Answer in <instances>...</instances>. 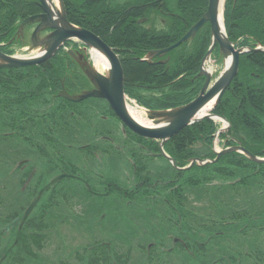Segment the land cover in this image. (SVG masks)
<instances>
[{"label":"flooded vegetation","instance_id":"obj_1","mask_svg":"<svg viewBox=\"0 0 264 264\" xmlns=\"http://www.w3.org/2000/svg\"><path fill=\"white\" fill-rule=\"evenodd\" d=\"M237 1H240L238 6L241 10L248 0H234V4ZM64 10L68 20L65 4ZM44 14L38 0H0V53L11 56L16 51L31 50L39 46L44 38L52 35L53 29L39 31V22H27ZM152 17L142 18L148 27L146 29L156 27L157 23L164 26L160 16L154 20ZM247 20L249 19H239L237 41L233 43L240 55L238 71L231 84L236 80L241 91L246 86L248 74L256 82L261 79L262 70L259 66L262 65L261 69L264 70V52L257 51L259 47H264V40L258 37V27ZM248 24L251 26L246 28L245 25ZM201 33L208 37L209 42L210 27L206 24L193 39L167 55L151 58L149 55L153 51H149L133 60L149 67H160L163 69L161 75L167 74L180 58L174 52L183 45L189 46L188 52H193L195 41ZM106 44L118 57L122 68L123 100H131L135 106H139L135 99L129 97L130 91L142 97H162L151 91L154 88L152 84L145 86L139 82H131L133 75L129 73L128 60L123 55L125 52L117 53V49L111 44ZM207 49L200 58L196 72L185 71L174 80L179 83L184 81L191 93L199 88L196 97L206 83L205 75L210 78L209 86L212 85L218 77H214L215 70L222 66L219 48L216 46L209 60L204 62L202 70ZM94 64L89 50L78 41L60 43L54 55L43 64L19 69L26 77H34L37 72L35 69L46 72L49 81L44 84V94H36L28 81L19 83L18 70H0V103L2 99L9 105H17L19 101L21 104L33 102L31 107H24L19 113L23 117V126H34L35 122H41L44 127L46 117H58L62 128L60 132L64 133V141L51 138L48 143L43 144L20 133L19 122L8 119L3 122L5 133H0V154L8 155L5 162L1 163L6 165V172L0 174V263L7 259L3 251L10 250L9 264H18L20 233L27 229V245L33 253L39 255L41 264H116V254L120 258L118 264H264V181L243 178L253 175L259 164L246 163L245 171H239L233 179L207 180L201 179L199 175L197 178L193 176V170L200 166L197 162H192L211 161L217 158V153L233 148H243L260 159L264 157L252 154L240 140H231L230 144L225 139L222 140V135L228 133L230 125L221 117L226 123L221 120L215 123L218 126L214 139L216 148L175 147L170 152L165 147L166 143L181 132L168 139L163 149L160 147V140H151L157 143L153 146L137 139L144 138L132 133L121 122L107 100L91 97L78 102L72 101L96 91L95 84L86 74L87 67L96 69ZM201 72L207 74L201 75ZM100 75L105 76L102 72ZM3 76L12 83H1ZM254 81L251 85H254ZM2 108L0 105V115ZM14 108L10 107V113ZM47 132L54 134L55 130ZM19 139L25 142L23 145L26 149L23 152H19ZM134 141L143 144H131ZM62 149L68 150L67 158L60 161L52 156L59 155ZM20 154L26 158L19 160ZM229 154L234 158L243 156L248 160L241 152L225 155ZM41 155L48 161L38 165ZM230 169L236 167L230 166ZM60 177L54 185V189L58 187L56 190L60 195L51 193L46 196L47 200H61L56 210L45 205L43 220L46 227L40 233L34 227H20L19 224L7 230L19 217L20 185L50 188L49 184ZM243 179L245 184L242 183ZM1 180H7L10 184L6 185ZM214 186L216 189L212 190ZM41 190L44 189H39L37 193ZM60 207L64 210L61 211ZM49 210L55 211V215H52L54 224L49 219ZM59 213L64 214L67 219ZM115 218L121 219V225L115 224ZM57 219H60L58 223ZM139 223H144L145 226H139ZM131 226L135 234L132 233L134 231H131ZM64 229L68 234L75 233V238L68 241L66 235L61 237ZM116 229L121 230L119 233L126 241L115 242ZM53 236L56 241L52 239ZM35 237L42 239L38 248L34 242ZM131 238L135 241H131ZM141 240H145L147 244L145 250ZM247 246L254 253H244L242 249ZM150 249H154L153 257H148L146 253ZM46 250L48 252L45 255ZM22 253L27 257L32 255L23 250Z\"/></svg>","mask_w":264,"mask_h":264},{"label":"trees","instance_id":"obj_2","mask_svg":"<svg viewBox=\"0 0 264 264\" xmlns=\"http://www.w3.org/2000/svg\"><path fill=\"white\" fill-rule=\"evenodd\" d=\"M67 12L68 20L81 28L91 31L96 36L103 39L106 43L111 44L112 47L117 49V53L123 54L124 58L128 60L127 65L130 68L129 73L133 75L131 82H139L145 84V86L152 84L151 90L156 95H162L161 98L155 97H142L136 95L133 91L129 92V97L136 100L139 106L144 107L151 111L169 110L179 106L186 105L195 99L198 89L191 93L187 88V84L184 81H174L185 71L194 70L196 72L199 65L200 58L205 53L208 47V37H205L202 33L198 35L193 52H188L189 46H182L174 53L179 55L177 64L175 67H171L169 73L161 75L163 69L160 67H149L145 63H140L133 58H141L143 54L158 49L167 48L176 43L186 31L194 25L198 19L203 15L206 10L208 0H130L132 4L127 6L116 5L111 7L108 5V0H63ZM175 4L173 10L168 7L170 4ZM137 3V4H136ZM160 4V5H159ZM240 1L234 4V0H227L224 6V22L227 36L231 43H235L237 40V29L240 18L249 19L248 23L255 24L258 27V37L264 40V0H248L245 2L241 10H239ZM243 9H245L243 11ZM173 11L174 17L170 18L167 23L161 25V31L158 32L154 27L146 29L137 24L138 19L153 16L156 18L160 16L164 20V16H168ZM243 11V12H242ZM162 13V15H161ZM249 28L251 25H245ZM123 51V52H122ZM173 53V54H174ZM128 55V56H127ZM262 65L259 66L261 71V79L254 81L247 75L246 86L241 91L234 80L227 92L217 106L212 110V114L224 118L228 121L230 129L227 134L222 135V140L225 139L228 144L231 140L241 141L242 145L247 150H250L252 154L264 157V70ZM161 69L160 71H158ZM34 77H26L34 83V90L37 94L42 92L44 94L46 89L44 84L49 81L47 73L39 69H35ZM250 69H248L249 71ZM158 71V72H156ZM25 72V71H24ZM17 81H27L24 79L25 75L21 70L17 71ZM1 83L4 85H10L12 81L3 76ZM28 80V81H30ZM254 85H251L253 83ZM16 82V80H15ZM256 83V84H255ZM257 85V87H256ZM42 89V90H41ZM41 90V91H40ZM20 98V97H19ZM20 103V101L18 102ZM21 104V103H20ZM0 105L2 109L14 107V103L8 104L2 99ZM11 111V109H10ZM58 117H54L50 121V126L46 130H54L52 127L58 125ZM0 128H2L0 126ZM4 129V128H2ZM218 131V126L211 120L205 119L197 124L185 128L176 137L166 143L165 147L174 151L175 147H197L203 146L208 149L213 148L215 136ZM5 133V132H4ZM9 133V132H8ZM52 134V133H51ZM63 134V133H62ZM51 138H55L54 134ZM140 139L141 141H147L150 145H157L155 141ZM131 144H143L140 141H134ZM233 155H225L221 157L216 165L196 167L193 171V175L197 178V175L201 179L213 180L221 179L225 180L233 179L237 177L239 171H245V164H251L249 160L241 156L240 158L231 157ZM48 160L41 155L38 160V165H43ZM236 167V169H230V166ZM257 170L253 175L244 176V179L257 178L264 181V165H256ZM242 183H246V181ZM21 188H23L21 190ZM58 187H43L39 185L35 186H23L19 187V199L27 198V202L24 206L19 208L17 216H22L25 209L29 205L31 198L37 193L39 189H44L43 196L45 205L48 203L50 209L59 208L60 199H46V196L53 193L60 195L56 190ZM44 207L39 205L32 216L25 223V227H34L35 231L40 233L43 227H46L43 217L45 213ZM38 214V215H37ZM33 216L36 217L33 219ZM121 219L116 218V223ZM135 234L134 228L131 226V231ZM27 229H24L20 233L19 239V262L18 264H41V259L37 253H33L27 245ZM36 247H40L42 239L35 237L34 240ZM22 250L27 253H32L27 257L22 253ZM145 250V249H144ZM154 249L146 251L148 257H153ZM3 254L7 256L5 262L0 264H9L11 251H3ZM146 254V256H147ZM120 258L116 254V264H118Z\"/></svg>","mask_w":264,"mask_h":264},{"label":"water","instance_id":"obj_3","mask_svg":"<svg viewBox=\"0 0 264 264\" xmlns=\"http://www.w3.org/2000/svg\"><path fill=\"white\" fill-rule=\"evenodd\" d=\"M38 1L45 14L40 17L31 18L27 20V22H39V31L48 28L53 29L54 32L52 33V35L44 38L43 41L39 43V46H35L32 49V52L36 51L34 55H29L26 57H11L0 53V70L20 69L40 65L54 55L60 43L66 42L68 40H77L85 46L86 50H90L91 54H98L101 57L105 58L108 61L109 65L107 68L103 67L105 70V76L100 75L91 67H87L86 74L95 84L96 91L87 93L81 98L72 99L73 102H78L81 99L83 100L91 97L103 98L107 100L113 108L116 116L131 132L144 139L155 141L160 140L161 149H163V145L168 139L176 136L184 128L201 122L204 119L221 120L222 122H225V120L218 118L213 114L202 115V112L208 106H214L220 101L238 71V60L240 52H237L235 50L234 45L229 42L225 32L223 19L224 0H209L207 11L204 16L182 37V39H180V41L165 50L152 52L149 55V57L154 58L157 56L168 54L170 51L176 49L183 43H186L190 39H193L197 32L205 24H209L211 31L210 46L203 60L202 70L204 68V62L209 60L216 46L219 47L220 57L223 59L224 65L222 73L210 86L209 76L205 75L207 73L204 74L203 72H201V75L206 76V83L199 96L191 103L167 111H145L147 120L150 122V125H142L135 119H133V117L130 115L123 100L122 68L117 56L112 52V50L104 42H102L100 38L96 37L89 31L71 25L67 21L62 0H57L59 10L55 9L56 11L53 9L54 5L52 1ZM35 36L36 35L34 34V38ZM257 51L264 52V47H259ZM227 60H230V63L228 65L226 64ZM231 152H241L251 162L264 165V159H260L251 155L243 148H233L226 150L220 154L217 153V158L213 161L201 162L199 160H194L192 162H197L198 166L213 164L220 158V156ZM60 179L61 177L58 179H54L49 184V186H54ZM41 195L42 191L36 195L34 200L31 202V204L23 214L22 218H17L16 220H14L7 227V230L18 223L20 227L23 226L32 211L39 203Z\"/></svg>","mask_w":264,"mask_h":264},{"label":"rangeland","instance_id":"obj_4","mask_svg":"<svg viewBox=\"0 0 264 264\" xmlns=\"http://www.w3.org/2000/svg\"><path fill=\"white\" fill-rule=\"evenodd\" d=\"M52 3H54V5L58 8L59 7V5H58V2H57V0H52ZM133 3V1H130V0H108V5L109 6H111V7H116V5H122V4H124L123 6H127L128 4H132ZM172 3V2H171ZM137 4V3H136ZM174 5L175 4H170L168 7H170L172 10H173V7H174ZM169 13H171L170 15H168L167 17L166 16H164L166 19L164 20L163 18H162V20L160 19L159 20V22H161V23H163V24H165V23H167L168 22V20L170 19V18H172V17H174V15H173V11H170ZM139 26H142V27H144V28H148V27H146L145 26V24L144 23H142V24H138ZM156 29H157V31L158 32H160L161 31V25L159 24V23H157L156 24V27H155ZM36 53V51H16V56H19V57H26V56H29V55H34ZM104 66H102V65H99V64H97L96 65V68L99 70V72H104L105 70H104V68H103ZM223 70V66H220V67H217V69L215 70V72H214V77H216V75L218 76L219 75V73L221 72ZM24 79H26L27 81L28 80H30V79H27L26 78V76L24 77ZM30 84H32V87H33V89H34V83H33V81L32 80H30V81H28ZM21 83H22V81H21ZM19 86H20V84H19ZM23 87H24V85H23ZM25 88V87H24ZM33 105V102H31V101H29V102H27V103H22V104H17V105H15L13 108H14V110L10 113V107H9V109H3V111H2V114L0 115V126L2 127V128H4L5 129V125L3 124V122H5L7 119L8 120H10V121H13V122H15V123H18L19 122V125H21V126H19V129H18V131L20 132V133H22L23 135H25V136H30V137H32L36 142H40V143H43V144H46V143H48V141L51 139V137L53 136V134H51L50 132H47L48 130H46V128L48 129V127L50 126V120L51 119H49V117H46L45 118V126L43 127V123H41V122H35V125L34 126H32V124L31 125H29L28 127L27 126H23V124L21 123V120H23V117L21 116V114H19L20 113V111L25 107V108H27V107H31ZM36 107H38V104H36ZM52 111V110H51ZM25 114V113H24ZM143 119L144 120H146V122H147V124H150V122L147 120V118L144 116L143 117ZM71 124H74V122H71ZM22 127H24V128H22ZM2 128H0V133H3L4 132V129H2ZM22 128V130L20 131V129ZM54 130H55V132H54V137L56 138V139H58V140H61V141H64L63 140V135H64V133L63 132H60V131H62V128L60 127V125H59V123H58V125H55V126H53L52 127ZM27 131H29V132H27ZM63 133V134H62ZM23 142L24 141H22V139H19V144H17L18 146H19V152H23V151H25V146L23 145ZM25 143V142H24ZM216 143H217V141H216ZM27 146V145H26ZM28 147V146H27ZM219 149H221V148H219ZM63 151L62 152H59V155L58 154H53L52 156L54 157V158H57V159H59L60 161L62 160V158L64 159V158H67L68 156H67V154H68V150L67 149H62ZM58 153V152H57ZM8 154H6V153H3L2 155L0 154V174L1 173H5L6 172V165L5 164H1V163H3V162H5V157L7 156ZM23 158H26V156L25 155H23V154H20L19 155V160H21V159H23ZM9 162H10V160H9ZM1 182L2 183H4V184H6V185H9L10 184V182L9 181H7V180H1ZM212 190H215L216 189V187L214 186V187H212L211 188ZM45 199H44V197L42 198V200H41V202H40V205H44L45 204ZM26 202H27V198H20L19 199V207L21 208L22 206H24L25 204H26ZM46 205H49L48 203L46 204ZM62 206V205H61ZM45 208V207H44ZM56 210V209H55ZM60 210L61 211H63L64 210V208L63 207H60ZM50 216H49V219H50V221L52 222V224H54V219H53V217H52V215H55V211H51L50 212V210L47 212ZM38 215V214H37ZM59 215H61V217L62 216H64V214H60L59 213ZM60 217V218H61ZM65 218L64 219H67V217L66 216H64ZM36 217H34L33 216V219H35ZM60 219H57V223H58V221H59ZM121 221V220H120ZM120 221L119 222H117L116 223V218H115V224L116 225H121L120 224ZM140 224V223H139ZM138 224V225H139ZM139 226H145L144 225V223L141 225H139ZM121 230L120 229H116V233H115V235H116V239H115V242L116 243H122V242H124V241H126L127 239L126 238H122V236H121V234L119 233ZM72 232H74V231H72ZM64 235H66L67 236V239H68V241H70V239H74L75 238V233H70V234H68V232L66 231V229H64L63 230V232H62V235H61V237H64ZM261 239H262V236L260 235L259 236ZM135 238V237H134ZM134 238H131V241H135V239ZM52 239H55V241H56V237H52ZM51 239V240H52ZM138 242L140 241V240H137ZM141 245H142V247H144V249H145V247L147 246V244H146V242H145V240H141ZM116 247H122V246H116ZM248 248V249H247ZM247 248H243L242 249V251L244 252V253H250V252H252V253H254V251H253V249L252 248H249V246H247ZM264 251V250H263ZM48 252V250H46L45 251V255H46V253ZM50 252H52V249H50ZM217 256V255H216ZM132 257H133V255H132ZM212 257V256H211ZM262 257V255L260 256V258ZM263 257H264V255H263ZM205 260H208L207 258H205ZM215 261V260H214Z\"/></svg>","mask_w":264,"mask_h":264},{"label":"bare ground","instance_id":"obj_5","mask_svg":"<svg viewBox=\"0 0 264 264\" xmlns=\"http://www.w3.org/2000/svg\"><path fill=\"white\" fill-rule=\"evenodd\" d=\"M220 22H221V20H220ZM93 60L95 62V65L99 64V65L104 66L105 68H107L109 65L108 61L98 54H93ZM229 63H230V60H227L226 64L228 65ZM211 109H212V105L208 106L202 112V115H207ZM128 111H129L130 115L133 117V119H135L138 123H140L142 125H147L146 120L143 119V115L139 111H137L136 109L131 108V107H128Z\"/></svg>","mask_w":264,"mask_h":264}]
</instances>
